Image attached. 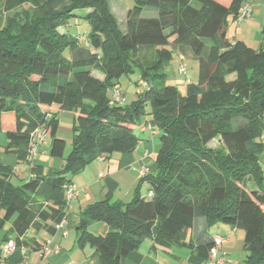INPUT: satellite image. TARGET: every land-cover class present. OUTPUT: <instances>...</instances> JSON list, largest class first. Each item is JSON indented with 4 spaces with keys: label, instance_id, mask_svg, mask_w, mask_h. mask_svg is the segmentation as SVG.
Listing matches in <instances>:
<instances>
[{
    "label": "trees",
    "instance_id": "1",
    "mask_svg": "<svg viewBox=\"0 0 264 264\" xmlns=\"http://www.w3.org/2000/svg\"><path fill=\"white\" fill-rule=\"evenodd\" d=\"M2 1L4 11L28 7L23 24L0 28L4 152L24 162L33 132L46 129L49 156L62 159L57 114L75 117L60 169L43 174L34 166L33 178L16 187L13 167L0 164V229L10 222L18 245L31 227L53 233L65 216L68 177L100 158L132 153L135 125L148 115L159 132L154 172L143 178L152 196L141 195L142 180L125 204L105 199L87 206L76 244L89 246L100 264H125L151 239L162 248L187 247L201 264L213 236L194 245L186 233L203 219L208 227L241 230L242 264H264V38L258 50L227 39V19L237 20L246 0H132L124 32L109 0ZM71 19L89 26L88 46L66 31ZM177 51L198 61L197 81L184 83L183 93L164 85L162 73ZM135 66L145 91L130 105L112 103L108 91ZM217 139L221 147L212 148ZM93 222L107 226L104 236L88 230ZM17 260L18 253L9 262Z\"/></svg>",
    "mask_w": 264,
    "mask_h": 264
},
{
    "label": "crops",
    "instance_id": "2",
    "mask_svg": "<svg viewBox=\"0 0 264 264\" xmlns=\"http://www.w3.org/2000/svg\"><path fill=\"white\" fill-rule=\"evenodd\" d=\"M131 6L132 0H109L110 11L116 18L122 32L125 31V27L122 26L125 25L126 14ZM92 75L99 80L103 79V75L98 72L93 71ZM123 102H126V96H124ZM74 117L75 115L73 114L72 122ZM152 129L149 121L145 119V121L140 122L139 130L144 135L146 134L145 131L150 130L151 132L148 135L146 134L144 139L139 140L136 149L132 153H114L102 161H95L85 167L80 173L68 177L69 181L77 189L78 197L74 201L71 209L65 211L67 235L62 236L57 231L50 233L44 228H29L20 239V242L28 249V254L24 259L20 257V260H17L15 264H21V262H27L29 264H69L70 262H75L76 264H100L98 258L93 255V250L89 246L79 247L76 244V226L82 217V211L95 202L105 199L110 202L122 204L129 202L133 197L134 189L140 181L154 172V161L159 144H156L154 141V137L157 135ZM3 135L5 134L3 133ZM261 141L264 144V139H261ZM5 145L6 142L2 141V148ZM46 147H49V143H47ZM48 153L49 148L46 150L42 146L39 153L33 159V165L40 167L43 174L58 170L63 165L61 161L55 163ZM2 155L4 156L1 162L7 163L0 164L13 167L16 177L10 181L14 186H21L23 178L20 174L22 172L26 173L31 179L30 174L33 175L32 170L29 172L23 161H18L12 153L3 152ZM142 166L147 168V173L144 177L139 176V171ZM144 189L147 195L150 190V185L147 181L143 180L140 186L141 195ZM91 228L96 229V231H93ZM88 230L96 235L104 236L108 228L103 223L93 222ZM71 231H74L72 238L70 235ZM214 235H219L223 239L221 250L225 253V264H242L244 259V234L241 230L232 226L216 224L208 227L203 219H197L192 228L187 231L186 241L197 245L209 241ZM15 238V233L11 231V223H5L3 228L0 229V245L6 239L15 240ZM46 244L49 247L50 254L44 256L41 248ZM124 263L200 264V259L187 247L172 246L170 248H162L155 246L151 239H145L136 251L126 257Z\"/></svg>",
    "mask_w": 264,
    "mask_h": 264
},
{
    "label": "rangeland",
    "instance_id": "3",
    "mask_svg": "<svg viewBox=\"0 0 264 264\" xmlns=\"http://www.w3.org/2000/svg\"><path fill=\"white\" fill-rule=\"evenodd\" d=\"M128 1V0H125ZM246 3H248L251 7V17L249 19L238 21V20H232L231 17L227 19V39L228 41H241L244 43L247 47L258 50L261 41L264 38V0H246ZM28 7L26 6H20L17 9L11 10V11H4L3 9V1L0 0V28H5L9 23L15 22L17 25L23 24L24 20L23 15ZM78 21V22H75ZM79 23V24H78ZM69 28L66 29V31L69 32V34H75L80 37H87V34L90 30L89 26L82 20H75L71 19L69 21ZM122 27H125L122 26ZM185 64L186 66V76L188 77L189 81L195 83L197 81L198 77V61L191 56L190 53H185L184 55H180L178 51L172 53V58L170 61L166 62L162 66V73L164 74V85L167 86H174L179 92H184V78L177 73V69L179 64ZM97 74V73H94ZM117 88L119 89L121 96H122V102L121 105H130L133 101H136L138 96L142 94L145 91V84L143 83L141 79V72L138 67H133V71L129 73L127 76H122L119 79V83L117 84ZM126 96V102H123V98ZM149 106H146L145 111L146 113H149ZM75 115L73 112H59L57 114V120H58V128L56 136L60 139H63L66 143L65 151L63 158H65L70 150H71V126H72V115ZM150 120V117L146 115L142 118V120L138 121L136 123V127L133 130V133L138 137V140L144 139V136L146 134L148 135L149 131H145V135L141 133L142 131L139 130L140 122ZM263 122H264V114H263ZM152 131L156 132V135L154 137V141L156 144H159V138H158V130L153 127ZM264 134L261 139H264ZM5 135H3L2 132H0V163H7V162H1L4 155V148H2V141H5L7 143V140L5 139ZM46 141L44 143L43 148L47 150L46 147L47 143H50L51 138L49 131L46 133ZM41 146V148H42ZM210 146L212 148H218L221 147L220 141L217 139L213 141ZM40 148V150H41ZM63 158H53L55 163L63 162ZM260 164L263 170V176H264V151H262L260 155ZM22 176V184L29 181L30 178L27 176L26 173L22 172L20 174ZM15 174H13L10 178L15 179ZM142 195H146L145 189L142 191ZM93 231H96V229L91 228ZM92 232V231H91ZM71 238L74 236V231H71L70 233Z\"/></svg>",
    "mask_w": 264,
    "mask_h": 264
},
{
    "label": "built area",
    "instance_id": "4",
    "mask_svg": "<svg viewBox=\"0 0 264 264\" xmlns=\"http://www.w3.org/2000/svg\"><path fill=\"white\" fill-rule=\"evenodd\" d=\"M251 17V7L248 3H245L239 11V15L237 20L243 21L249 19ZM80 41L84 43L85 46H88V43L85 38L80 37ZM233 44V43H232ZM178 75L184 78L185 83L189 82L188 77L186 76V66L181 63L177 69ZM108 97L110 101L114 104H121L122 96L117 87H114L108 91ZM46 129H40L33 132L31 141L29 144V153L24 161L27 166L28 171L30 172L33 169V159L39 153L41 146L45 142L46 139ZM100 158L98 161H102ZM147 173V168L142 166L139 171V176L144 177ZM30 177L33 178V175L30 174ZM147 196H152V191H148ZM78 197V191L75 186L71 182H67L64 188V207L65 211L71 209L74 201ZM66 214V212H65ZM67 219L66 215L57 223L53 225L55 231L59 232L62 236L67 235L66 229ZM223 239L219 235H214L212 237V246L208 253V260L201 264H225V253L221 250ZM42 252L44 256L50 254L49 247L44 245L42 248ZM19 254V256L24 259L28 254V249L22 244L18 245L15 240H8L0 245V264H11L9 259L15 254ZM21 264H29L27 262H21ZM69 264H76L75 262H70Z\"/></svg>",
    "mask_w": 264,
    "mask_h": 264
}]
</instances>
